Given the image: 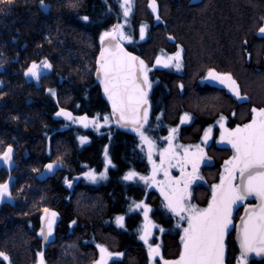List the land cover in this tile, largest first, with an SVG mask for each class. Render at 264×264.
Listing matches in <instances>:
<instances>
[{
    "label": "trees",
    "instance_id": "obj_1",
    "mask_svg": "<svg viewBox=\"0 0 264 264\" xmlns=\"http://www.w3.org/2000/svg\"><path fill=\"white\" fill-rule=\"evenodd\" d=\"M132 1L128 17L121 0L0 2V156L14 148L13 167L0 166V184L13 177L15 200L0 206V252L8 257H0V264H37L41 253L43 264H97L100 246L113 255L107 264H149L150 248L141 239L143 212L135 207L142 201L156 224L150 244L160 246L164 259H177L184 223L177 224L157 190L124 177L148 174L171 130L186 146L200 142L212 127L208 150L214 159L202 167L204 182L192 187L194 200L205 206L222 157L233 153L217 144V121L223 116L228 126L248 123L252 107H264V34L259 31L264 0ZM120 29L128 36L125 46L144 62L151 84L147 119L139 131L115 123L96 77L102 37ZM178 51L181 70L155 65L159 55ZM44 60L50 72L38 82L28 79L30 65ZM210 69L230 74L248 100L202 82ZM61 110L70 111L75 121L88 118L92 126L70 123L57 115ZM184 114L190 122L180 125ZM51 161L60 168L40 179ZM89 170L104 175L92 183L83 177ZM66 179L73 181L71 188ZM47 208L58 210L61 218L56 240L43 249L38 230ZM241 208L226 235L227 264H237L241 256L234 232Z\"/></svg>",
    "mask_w": 264,
    "mask_h": 264
},
{
    "label": "snow or ice",
    "instance_id": "obj_2",
    "mask_svg": "<svg viewBox=\"0 0 264 264\" xmlns=\"http://www.w3.org/2000/svg\"><path fill=\"white\" fill-rule=\"evenodd\" d=\"M0 2L11 3L12 0H0ZM43 3V0H41ZM127 3V0H125ZM153 10L155 6L153 4ZM127 10L125 15H127ZM158 18V17H157ZM84 19H87L85 17ZM264 34V27L260 30ZM111 35V33H104V37ZM141 38H143V29H141ZM103 39V37H102ZM102 58L104 53H101ZM137 57H132L129 54H117L112 59L104 58L101 69L104 74L105 92L109 93V99L112 101L113 110L120 111L121 119H124L125 111H131L133 114L138 112L139 105L146 103L143 97L146 93L140 85L132 80L133 62ZM169 59H173L170 57ZM174 59L177 61L176 67L179 69L181 66L180 52L175 54ZM159 63V61H157ZM45 68L51 67L48 64L43 65ZM37 65L28 70L27 74L39 78V73L36 71ZM140 70L145 73L142 84L151 87L149 83L144 62L140 61ZM208 76L213 80H218L221 84L227 86L239 95L238 86L232 79L230 74L219 75L214 70H209ZM51 91V90H50ZM139 93V96L137 95ZM54 94V93H53ZM253 119L250 123L245 124L243 127H237L226 133L228 143L236 150V155L230 161H226V165H231L227 169L228 176L222 177L221 184L214 186L219 190V194L214 191L212 202L206 209L192 208L191 215L188 219V227L184 229L185 235L181 238L183 241V251L180 258L176 261H165V264H223V237L229 226L231 225V206L238 201L246 199L248 196L256 195L260 198V205L258 210L253 209L249 212L246 219L242 218L243 223L240 234L241 256L246 257L248 253L261 254L264 253V108L252 109ZM57 115H65L71 119V114L61 110ZM144 118L147 119V111L144 112ZM187 114L185 119H187ZM86 119V118H80ZM107 122V117L104 118ZM223 120V117H221ZM132 124H136L137 120L133 118ZM223 127V124H221ZM139 131L138 128L134 129ZM173 132L176 130L173 129ZM141 138L147 141V137L143 132L140 133ZM225 136L222 135V139ZM83 140V138H82ZM151 143L150 141H148ZM11 147L3 154V160L8 161L11 159ZM51 169L52 165H48ZM239 171L241 184L232 185L231 181L234 179V173ZM134 174L130 173L124 179H131ZM94 179V177H93ZM143 179V177H142ZM225 179L227 186L225 187ZM9 195L8 185H0V200ZM167 198V197H166ZM182 196L176 199V205L179 206ZM139 207V205H137ZM53 216L56 214L53 213ZM123 217H118L117 221L121 222ZM43 234V232L41 233ZM48 235H51L49 229ZM45 235V240L48 239ZM141 239H146L142 236ZM101 252H106V249L101 248ZM158 254L157 248H151L150 255ZM112 254L109 253V256ZM40 264H43V254H40ZM0 257L7 260L6 254L0 252ZM97 264H104L103 257Z\"/></svg>",
    "mask_w": 264,
    "mask_h": 264
},
{
    "label": "rangeland",
    "instance_id": "obj_3",
    "mask_svg": "<svg viewBox=\"0 0 264 264\" xmlns=\"http://www.w3.org/2000/svg\"><path fill=\"white\" fill-rule=\"evenodd\" d=\"M121 5H122L124 16L128 17L130 15V12H131L132 7H133V1L127 0V3H126L125 0H121ZM126 10L128 13L127 15H125ZM123 25H124V22H123ZM141 29H143V38H144L145 28L142 27ZM118 30L117 31L115 30V33H116L117 37L121 40V42L122 43L128 42V36L126 35V33L121 29H120V31H118ZM170 57H172L173 59H169ZM174 57H175V54L174 55H168V56L161 54L157 57V59L155 61V65H157L161 68H165V67L172 64L175 69L181 70V68H182L181 52H180V61H179L181 66L179 67V69L176 67L177 61L174 59ZM157 61H159V63H157ZM33 64L37 65L36 71L39 73V78L42 75L49 73L51 70V67L45 68L43 66L44 64H48L51 66V64L45 60L32 63L30 65V67L28 68V70L33 66ZM28 70H27V73H28ZM219 75H222V74H219ZM27 78L30 80H33L35 82H38V80H39V78L34 77L31 74H27ZM202 82H207L209 84L214 83L216 85H222V86H225L227 89H229V91L234 92L233 90H231L227 86V84H221L218 80L211 79L208 76V73L205 76V78L202 80ZM242 96H243V98H246L248 100L247 96H245V95H242ZM254 108L255 109H261L262 107H256V106L252 107V109H254ZM185 115L186 114H184L181 117L180 125L181 124H187L190 122V116L187 114L188 118L185 119ZM233 115H234V112H233ZM253 115L254 114L252 112V115H251L252 119H253ZM66 118L70 123H77V124L83 125L85 127L92 126L91 121L86 117H81V118H86V119L82 120L79 118V119H76V121L73 120L72 117H71V119L68 116ZM252 119H251V121H252ZM250 122H248V123H250ZM248 123L240 124V123L236 122L235 125H233V126H227V118L223 117V120H221V117L219 118L218 124H219V128H220V132H219L220 135H219L217 144L219 146L224 147V148L231 147L233 149L232 150L233 153L230 156H226L225 158L222 157L223 161H222L221 167L218 171L217 180L213 182L212 193H211V196L209 198V201L207 202V204L205 206L199 205L194 200L193 193H192V187L201 183V182H204V179L201 175L202 167L206 164L212 163V161L214 159L212 157L213 153L208 150V147L211 145L212 137H213L212 127L208 128L204 132V134L201 137L200 142H198L197 144H189L186 146L180 145L179 143L176 142L177 132L176 131L173 132L171 130L165 149L161 150L160 152H157V156H158L157 161L158 162L153 161L151 163V168H150L149 173L146 175H142L139 173L132 172L134 175L132 176L131 179H127V180L128 181L141 180L144 183H146L148 191L154 189V190H157L162 195V197L164 198V200L166 202L167 210L170 211L174 216L177 217V224L181 225V223L182 224L184 223V225H182L183 226L182 227L183 228L182 237H183L185 235L184 229L189 226L187 218L192 214L191 211H189V210L192 209L193 207L196 209H206L208 207V205L212 202L214 191H216L217 194H219V190L215 189L214 186L220 185L222 177L226 178L228 176L227 169L230 168L231 165H226L225 162L232 160V158L236 155V150L232 147V145L230 143H228L226 133L228 131H231V130L237 128L238 126L243 127L245 124H248ZM221 124H223V127H221ZM100 127H101V124L98 123L97 129H99ZM222 135L225 136L224 139H222ZM83 141L88 142L89 139L84 138ZM153 151L155 152V150H153ZM53 162H55V161H53ZM106 164L107 165L109 164L108 159L106 160ZM238 173H239V171L237 170L234 173V179H232V181H231L232 185H234V186L236 185V182H237ZM184 174H186V178H183ZM102 175H104V173L97 174L95 171L89 170L87 173H85L83 175V177L85 180L94 183V182H97V180L100 179V177ZM93 177H94V179H93ZM142 177H143V179H142ZM212 178L216 179L213 175H212ZM66 181H70V180L66 179ZM227 183L228 182L225 179V187L227 186ZM178 196L183 197V199L180 201L179 206L176 205V199ZM3 200H4V198L2 200H0V202H2ZM242 203H243L242 201H238L236 204L231 206V216H230L231 225L229 226V228L227 229V231L225 232L224 237H223V257H222L223 264H227L225 261L226 235L232 227L233 216H234L235 210ZM137 205H139V207H137ZM135 207L137 209L142 210V212H143V227H142L141 237L144 236V237H146V239H142V241L145 244H147L149 246V248H150V246H151V248H157V246H158V254L150 256L149 264H165V261H176V260H178L180 258V256L177 259H173V260L164 259L162 257V250L160 249V246L158 244H156V245L150 244V240L152 238H154V234H155V230H156V224L153 222V220L150 217L151 208L149 207V205L147 203H145L144 201H142V202L136 204ZM118 223L122 224L123 220L121 222H118ZM101 248H104V247L103 246L99 247V250H100L99 261L103 257L104 264H107L108 260L111 257H113V255L109 256L110 252L107 250H106V252L102 253ZM182 251H183V241H182L181 253H182ZM181 253H180V255H181ZM40 260H41V256L39 255L37 264H40ZM246 260L247 259L245 257L240 256L239 259L237 260V264H247Z\"/></svg>",
    "mask_w": 264,
    "mask_h": 264
},
{
    "label": "water",
    "instance_id": "obj_4",
    "mask_svg": "<svg viewBox=\"0 0 264 264\" xmlns=\"http://www.w3.org/2000/svg\"><path fill=\"white\" fill-rule=\"evenodd\" d=\"M110 33H111V35H109L107 37L103 36V39H101V43H100L101 49H100V53L98 55L97 66H96V77H97L98 82L101 86L103 96L110 106L111 113H112V116H113L115 123L117 125L122 126V127H127V128H131V129H136V128L140 129L142 123L145 121L144 112H145V110L146 111L148 110V106H149L148 87L142 84V81H143L144 75H145L140 70V61H142V59L138 54L130 51L125 46V44L121 42V40L117 37L114 30L111 31ZM102 52L104 53L103 58L101 56ZM125 53L129 54L132 57L138 58L136 61L133 62V68H132L133 75H132L131 79L135 80V83L140 85L141 88L143 89V91L146 93V96L143 97V99L146 101V103H141L139 105L138 112H136L135 114H133L131 111H125V113H124L125 118L121 119L120 118L121 117L120 111H114L113 110V104H112V101L109 99V93L105 92V83H104L105 78H104L103 71L101 69V65L104 61V58L112 59L114 55L125 54ZM137 95L139 96V93H137ZM64 112L71 114V112L68 110H64ZM60 116H65V115H60ZM133 118H135L137 120L136 124L131 123V120ZM8 148H7V150H8ZM11 149H12L11 159L8 161H4L2 159L3 154L7 151L6 150L0 156V166L6 167V168H12L13 167V165H14V161L12 158L13 148L11 147ZM48 165H52V168L49 169ZM59 168H60V164L58 162H53V161L48 162L44 165L43 169L39 173V178L45 179L49 176H52L56 173V171ZM184 178H186V174H184ZM240 184H241V179H240V174L238 173L236 185H240ZM72 185H73V181L72 180L68 181L67 187L71 188ZM8 197H9V195L6 196V198H8ZM242 201H246V204L243 206L241 214H240L238 220L236 221L235 227H234L235 242H236V245H237L240 253L242 252L241 245H240V234H241V227H242V223H243L242 218L246 219L251 210H253V209L258 210V206L261 203L260 198L256 195L248 196L246 199H244ZM53 213H55L56 215L53 216L52 215ZM60 218H61V215H60L59 211L56 210L55 208L45 209L44 212L42 213V215L40 216L38 235L41 239L43 249H47L48 246L56 240L57 227H58V224L60 222ZM49 229L51 230V235H48ZM42 232H43V234H41ZM45 235H48L47 240H45V238H44ZM245 258L248 260H264V253H261V254H256L254 252L248 253Z\"/></svg>",
    "mask_w": 264,
    "mask_h": 264
},
{
    "label": "flooded vegetation",
    "instance_id": "obj_5",
    "mask_svg": "<svg viewBox=\"0 0 264 264\" xmlns=\"http://www.w3.org/2000/svg\"><path fill=\"white\" fill-rule=\"evenodd\" d=\"M262 27H264V25L262 26ZM261 27V28H262ZM215 71V70H214ZM216 73H218V74H227V73H220V72H218V71H215ZM212 85H216V84H212ZM216 86H218V87H221V88H225V89H227L225 86H222V85H216ZM227 91L228 92H230V93H232L234 96H235V98H237L238 100H240V101H246L247 99L246 98H243V96L240 94V92H239V95H237L235 92H232V91H229V89H227ZM219 121V120H218ZM218 121H217V124H218ZM218 126H219V124H218ZM227 126H228V122H227ZM12 147V146H11ZM13 148V147H12ZM7 150V149H6ZM5 150V151H6ZM12 158L14 159V148H13V155H12ZM14 161V160H13ZM6 168V167H5ZM7 170H10L11 168H6ZM238 176V175H237ZM184 178V177H183ZM12 182H13V177L11 176V175H9L8 176V178H7V181L5 182V183H2V184H0V185H3V184H7L8 185V193H9V197L8 198H6V196L4 197V200L2 201V202H0V206H2V205H5V204H9V205H13V204H15V200H14V198H13V195H12V192H11V188H12ZM243 203L239 206V207H242L243 208V206L246 204V201H242ZM150 207V206H149ZM238 207V208H239ZM237 208V209H238ZM242 208H241V211H242ZM237 209L235 210V212L237 211ZM241 214V213H240ZM240 216V215H239ZM239 216H238V218H239ZM238 218H237V220H238ZM236 220V221H237ZM236 221H235V223H236ZM234 227H235V225H234ZM39 231V230H38ZM235 232V231H234ZM241 254V253H240Z\"/></svg>",
    "mask_w": 264,
    "mask_h": 264
}]
</instances>
